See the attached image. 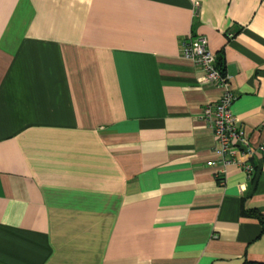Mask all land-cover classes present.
I'll return each mask as SVG.
<instances>
[{
    "label": "crops",
    "instance_id": "0c3cea01",
    "mask_svg": "<svg viewBox=\"0 0 264 264\" xmlns=\"http://www.w3.org/2000/svg\"><path fill=\"white\" fill-rule=\"evenodd\" d=\"M191 36L264 145V0H0V264H264V153L220 182Z\"/></svg>",
    "mask_w": 264,
    "mask_h": 264
},
{
    "label": "built area",
    "instance_id": "2783aa9c",
    "mask_svg": "<svg viewBox=\"0 0 264 264\" xmlns=\"http://www.w3.org/2000/svg\"><path fill=\"white\" fill-rule=\"evenodd\" d=\"M184 58L191 60L201 71L200 84L211 85L221 91L220 99L204 107L201 120L213 131L216 140L218 161L210 165L220 168L217 175L230 165L242 168L253 181L256 167L253 159L264 153V145L255 146L246 136L245 127L236 119L232 106L237 99L230 77L217 68V57L210 50L208 39L204 36H191L181 45Z\"/></svg>",
    "mask_w": 264,
    "mask_h": 264
},
{
    "label": "trees",
    "instance_id": "16d2710c",
    "mask_svg": "<svg viewBox=\"0 0 264 264\" xmlns=\"http://www.w3.org/2000/svg\"><path fill=\"white\" fill-rule=\"evenodd\" d=\"M217 68L219 69V70H221L223 73H225V69H224V67H223V65H222V62L219 60V61H217ZM245 214V213H244ZM252 214V213H251ZM259 216V215H258ZM260 221H261V223H262V225H263V227H264V218H262V217H260Z\"/></svg>",
    "mask_w": 264,
    "mask_h": 264
}]
</instances>
